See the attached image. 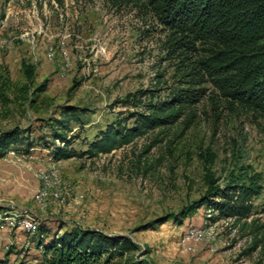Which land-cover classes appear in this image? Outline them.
Wrapping results in <instances>:
<instances>
[{
	"label": "rangeland",
	"instance_id": "obj_1",
	"mask_svg": "<svg viewBox=\"0 0 264 264\" xmlns=\"http://www.w3.org/2000/svg\"><path fill=\"white\" fill-rule=\"evenodd\" d=\"M166 35L143 0H0V90L10 101H0V134L20 132L0 159V259L37 264L40 240L81 228L130 238L139 251L127 258L143 264H264V121L211 83H201L188 129L178 122L109 154L79 156L135 109L119 103L126 95L164 99L183 86ZM72 108L83 110L77 122L62 114ZM52 121H69L74 157L51 159ZM251 180L260 194L247 219L213 222L210 203L198 206L217 187ZM33 219L41 235L26 229Z\"/></svg>",
	"mask_w": 264,
	"mask_h": 264
},
{
	"label": "trees",
	"instance_id": "obj_2",
	"mask_svg": "<svg viewBox=\"0 0 264 264\" xmlns=\"http://www.w3.org/2000/svg\"><path fill=\"white\" fill-rule=\"evenodd\" d=\"M111 1L123 5L139 0ZM143 4L167 31L164 51L167 60L174 62L184 78L183 86L173 89L164 99H158L152 91L126 95L119 103L135 109L127 117L107 125L79 156L94 158L109 154L137 137L154 130L162 132L178 122L188 129L194 118L193 108L203 95L199 87L206 81L227 103L264 121V0H143ZM23 68L27 80L31 81V67ZM20 93L19 98L27 101L26 86ZM147 96L148 101H142ZM0 101L4 105L10 102L2 90ZM32 102L33 99L28 101L31 107ZM137 106L144 109L139 111ZM81 112L83 110L72 108L65 109L62 114L73 116L77 122ZM130 120L133 122L128 126ZM52 122L55 131L51 159L59 161L74 157L76 154L68 149L71 141L65 133L69 121ZM19 137L20 132L16 129L0 134V159ZM259 194L256 181L242 185L235 182L221 189L215 188L198 206L210 203L218 212L213 222L220 218L239 222L250 216L251 199ZM197 208L191 207L171 218L180 224ZM169 219H160L158 223ZM36 230V235H41L40 227ZM39 244L43 255L37 264H143L127 258L139 251L130 238L95 230L71 228L60 236L54 235L48 243L43 244L40 240ZM253 244L256 245V239ZM118 260L120 262L116 263ZM0 264L9 263L5 258L0 259Z\"/></svg>",
	"mask_w": 264,
	"mask_h": 264
},
{
	"label": "bare ground",
	"instance_id": "obj_3",
	"mask_svg": "<svg viewBox=\"0 0 264 264\" xmlns=\"http://www.w3.org/2000/svg\"><path fill=\"white\" fill-rule=\"evenodd\" d=\"M29 216V215H28ZM27 218V217H26ZM13 220L14 219H12V222H13ZM15 222V221H14ZM36 225H37V223H36V221H34V219H33V222H32V224L31 225H27L26 226V229L28 230V229H31V231H29V232H32L33 233V231H35L36 230Z\"/></svg>",
	"mask_w": 264,
	"mask_h": 264
}]
</instances>
